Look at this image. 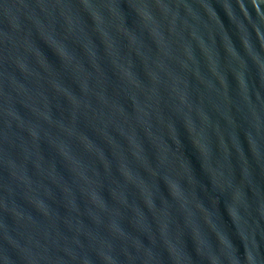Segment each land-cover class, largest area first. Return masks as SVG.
<instances>
[{
	"label": "water",
	"instance_id": "water-1",
	"mask_svg": "<svg viewBox=\"0 0 264 264\" xmlns=\"http://www.w3.org/2000/svg\"><path fill=\"white\" fill-rule=\"evenodd\" d=\"M0 264H264V0H0Z\"/></svg>",
	"mask_w": 264,
	"mask_h": 264
}]
</instances>
